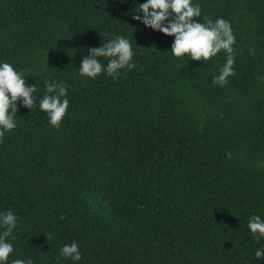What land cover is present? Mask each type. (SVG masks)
I'll list each match as a JSON object with an SVG mask.
<instances>
[{"label": "trees", "instance_id": "obj_1", "mask_svg": "<svg viewBox=\"0 0 264 264\" xmlns=\"http://www.w3.org/2000/svg\"><path fill=\"white\" fill-rule=\"evenodd\" d=\"M194 2L235 36L224 86L223 50L174 57V37L132 19L134 0H0V61L36 86L0 138V212L19 217L9 264H73L59 256L72 241L77 264H264L246 227L264 218V0ZM115 35L136 67L79 76ZM52 80L70 100L59 128L39 110Z\"/></svg>", "mask_w": 264, "mask_h": 264}, {"label": "clouds", "instance_id": "obj_2", "mask_svg": "<svg viewBox=\"0 0 264 264\" xmlns=\"http://www.w3.org/2000/svg\"><path fill=\"white\" fill-rule=\"evenodd\" d=\"M123 2V0H121ZM135 11L132 19L145 28L174 37L170 51L174 57H187L195 61H206L216 56L221 50L226 53V60L219 74L213 77V84L224 86L227 77L234 74L233 45L235 36L231 25L223 18L214 22L206 19L201 22V8L194 0H134ZM87 55L81 59L78 74L81 77L95 79L102 73L117 78L120 70H132L134 51L130 40L122 35H115L99 47L87 48ZM106 58L107 64L99 58ZM26 74L17 70L11 63L0 61V138L5 132L16 128L15 117L18 107L31 109L36 103L35 84L26 81ZM68 89L65 83L55 80L45 81V94L39 100V110L46 113L52 127L59 128L69 108ZM19 217L11 210L0 212V264H9V257L14 253V245L9 239L17 228ZM246 227L259 242L264 238V218L250 215ZM257 260L264 259V246L255 250ZM59 256L70 259L73 264L82 260L79 245L72 241L59 249ZM10 264H34L31 258H15Z\"/></svg>", "mask_w": 264, "mask_h": 264}]
</instances>
